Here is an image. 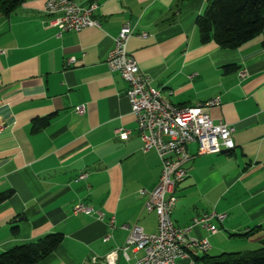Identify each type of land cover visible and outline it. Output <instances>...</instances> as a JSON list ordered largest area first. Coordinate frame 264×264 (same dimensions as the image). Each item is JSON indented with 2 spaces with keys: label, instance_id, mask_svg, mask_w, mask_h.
Returning a JSON list of instances; mask_svg holds the SVG:
<instances>
[{
  "label": "crops",
  "instance_id": "obj_1",
  "mask_svg": "<svg viewBox=\"0 0 264 264\" xmlns=\"http://www.w3.org/2000/svg\"><path fill=\"white\" fill-rule=\"evenodd\" d=\"M73 1L96 2L99 27L59 32L48 24L43 0L0 12V194L10 192L0 199V252L58 232L61 242L36 264H106L103 258L125 244L129 227L157 231V216L146 211L140 190L155 187L160 160L154 149L142 150L128 84L106 64L113 37L126 23L133 31L127 50L151 86L177 107L219 96L209 114L234 129L230 150L220 145L217 153L197 154L196 143L187 146V176L176 187L171 219L191 226L189 236L206 238L210 248L176 264H207L222 253L260 247L264 32L223 49L201 42L196 18L209 0ZM82 104L85 112L76 113ZM47 116L45 125L34 127V119ZM120 127L129 129L125 140L116 133ZM77 202L95 214H74ZM210 211L224 214L212 219L215 232L193 225ZM142 254L131 247L116 264H134Z\"/></svg>",
  "mask_w": 264,
  "mask_h": 264
},
{
  "label": "built area",
  "instance_id": "obj_2",
  "mask_svg": "<svg viewBox=\"0 0 264 264\" xmlns=\"http://www.w3.org/2000/svg\"><path fill=\"white\" fill-rule=\"evenodd\" d=\"M44 12L50 16L48 24L61 31H80L86 27H99L94 17L96 2L81 6L73 0H43ZM56 9H66V16H56ZM129 24L120 27L113 37V47L108 52L106 64L111 71H118L127 82L126 97L131 113L135 117L136 130L142 142L144 152L154 149L160 160V175L157 184L151 190L141 189L146 197L145 209L157 216V231L146 233L140 226L129 227V235L122 247L108 252L103 261L116 264L119 253L126 256L129 248L141 250L142 256L134 264H176L178 258L188 257L189 252H207L210 248L206 238L196 239L189 236L191 226H175L171 213L176 203L175 190L187 176L184 168L190 155L187 146L196 143L197 154L217 153V146L222 143H234L231 125L222 121L214 122L209 109L218 106L220 97L208 99L202 103L188 106H174L169 103L157 88L150 85L148 76L143 74L137 61L127 50V42L132 35ZM142 37L145 33L141 34ZM69 57L67 63L74 62ZM76 113L85 112L84 104L74 107ZM3 126L0 125V130ZM120 139L128 138L129 129H116ZM80 179L86 174L79 175ZM73 213L95 214L96 211L87 204L77 202ZM100 215V214H99ZM224 214L215 211L204 212L193 219V225L200 224L206 230L215 232L212 219L221 221ZM125 228L126 225L124 226ZM104 236V240L109 238ZM175 242H183V250L175 249ZM92 260H96L95 257Z\"/></svg>",
  "mask_w": 264,
  "mask_h": 264
},
{
  "label": "trees",
  "instance_id": "obj_3",
  "mask_svg": "<svg viewBox=\"0 0 264 264\" xmlns=\"http://www.w3.org/2000/svg\"><path fill=\"white\" fill-rule=\"evenodd\" d=\"M24 0H0V12L9 14ZM201 42H215L220 48L233 49L264 32V0H209L196 18ZM264 43V35H263ZM47 117L33 120L35 128ZM10 195L1 193L0 199ZM62 234L48 233L33 242L16 244L0 252V264H36L61 242ZM207 264H264V242L247 253H222Z\"/></svg>",
  "mask_w": 264,
  "mask_h": 264
},
{
  "label": "bare ground",
  "instance_id": "obj_4",
  "mask_svg": "<svg viewBox=\"0 0 264 264\" xmlns=\"http://www.w3.org/2000/svg\"><path fill=\"white\" fill-rule=\"evenodd\" d=\"M56 16H66V9H56ZM158 93H161L160 89L157 88ZM223 149L230 150L234 147V143H222ZM217 146V150L219 146ZM176 250H183V242H175Z\"/></svg>",
  "mask_w": 264,
  "mask_h": 264
}]
</instances>
